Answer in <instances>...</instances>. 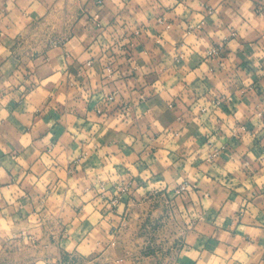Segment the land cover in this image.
Here are the masks:
<instances>
[{"label":"clouds","instance_id":"obj_1","mask_svg":"<svg viewBox=\"0 0 264 264\" xmlns=\"http://www.w3.org/2000/svg\"><path fill=\"white\" fill-rule=\"evenodd\" d=\"M0 264H264V0H0Z\"/></svg>","mask_w":264,"mask_h":264}]
</instances>
